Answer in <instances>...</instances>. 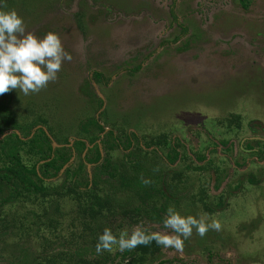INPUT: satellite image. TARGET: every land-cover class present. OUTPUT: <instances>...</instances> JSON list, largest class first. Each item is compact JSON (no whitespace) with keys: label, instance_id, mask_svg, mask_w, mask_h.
<instances>
[{"label":"rangeland","instance_id":"rangeland-1","mask_svg":"<svg viewBox=\"0 0 264 264\" xmlns=\"http://www.w3.org/2000/svg\"><path fill=\"white\" fill-rule=\"evenodd\" d=\"M9 10L23 19L26 32L37 37L57 33L71 60H65L57 79L39 92L25 96L19 89L10 90L0 95V103L19 116L46 120L53 132L67 135L70 145L78 138L90 145V136L104 134L80 125L87 117L96 118L121 141L134 133L128 150L108 151L98 144L100 162L109 158L120 167L117 186H133L134 167L142 188L125 187L126 203L119 211L98 212L94 197L110 188L100 181L88 190L73 189L63 181L64 169L46 185L60 191L69 188L79 201L47 196L40 207L52 210L56 203L60 214L58 224L51 226L34 219L30 211H39L36 203L3 208L9 212L0 211V218L15 214L17 220H0V264H26L23 252L44 264H171L170 259L189 262L192 257L199 261L197 255L217 243L215 230L200 237L194 229L182 251L153 241L124 251L114 245L111 252L97 254V238L105 228L119 237L122 231L131 235L142 224L148 234L172 235L163 228L169 207L182 216L214 217L224 226V235L228 227L213 210L231 205L240 220L234 221L243 223L242 234L256 226L262 229L264 0H0V11ZM138 65V72L128 71ZM93 70L110 78L109 84L90 82ZM172 147L177 158L171 162L167 153ZM128 152L137 156L132 166L124 162ZM77 160L74 153L68 166L75 168ZM96 165L84 167L90 181Z\"/></svg>","mask_w":264,"mask_h":264},{"label":"trees","instance_id":"trees-1","mask_svg":"<svg viewBox=\"0 0 264 264\" xmlns=\"http://www.w3.org/2000/svg\"><path fill=\"white\" fill-rule=\"evenodd\" d=\"M78 25L80 27L79 29H82V24L79 19ZM182 30L184 33L186 29L182 27ZM140 68L141 66L138 65L128 71L133 74L138 72ZM88 78L90 82L97 84L101 83L105 86L108 85L110 81V78H106L103 73L98 70L91 71ZM89 81L86 82L88 85ZM97 106L99 109L103 107L102 99H97ZM42 123L47 131L43 129L42 125L39 126ZM45 124L46 120L41 118L38 121H36V118L30 120L27 114L25 116H19L8 105L0 103V136L3 135L4 131L11 130L9 134L4 135L3 138L0 139V211L3 210V208L9 209L12 203L18 204L19 202L25 203L28 201L39 205V211H30L34 219H40V221L43 222V226H51L52 224L57 225L58 215H60L57 204L52 203V210L44 206L40 207V205L47 196L69 197L79 201L80 197L71 195L70 191H68L69 188H66V191H60L62 188L58 190L56 187H48L49 185H46L47 181L59 176L61 169L67 163L69 164L74 153L78 156L76 167L74 168L73 165H69L65 168L63 181H68L73 189L84 188V190H88L91 184L93 186H98L101 184L100 181H103L110 190L107 192L101 191L100 195L98 194L94 197L93 204L97 207L98 212L102 210L119 211L120 207L118 206H122L123 203H126V197L123 195L124 191L122 190L126 189L125 187L127 186L129 189H134L137 186L138 188H142L141 182L139 183V178L136 177L137 172L134 170V167L131 172L132 179L130 181L135 187H131L129 183L117 186L115 180L122 173L120 167L109 158H104L102 162H100L101 154L98 144H101L102 147L108 151H114L119 148L128 150L131 147L133 140L131 136L134 137V133L127 134L121 141L115 136L113 130L105 131V127L102 126L96 118L87 117L86 121H81L80 125L89 124L90 126H94L97 133H104L101 137L95 134L90 136L87 141L91 147H87L86 141L83 138L75 139L73 144L69 145L65 133L61 134L60 132V134H56L48 124ZM33 128H36V130L32 131ZM49 134L61 146L53 148ZM97 140L100 141L98 142ZM85 149V155L82 157ZM167 154L171 162L177 158V153L173 147L169 149ZM123 158L126 165L129 166L134 164L135 159L137 160V156L133 152L124 154ZM87 164L98 165L94 168L95 171L93 172L92 181H90L89 177L83 172ZM139 168H141L142 171L144 170L142 163L139 164ZM99 173L105 174L107 179L102 180L99 177ZM64 182H62V184H64ZM249 182L255 183L256 180L251 179ZM162 185H164V183H162ZM106 186L101 187L100 190H105ZM112 189H114V191H111ZM118 189L121 191H118ZM4 192L8 193L5 197H1ZM130 201L132 202V197ZM218 206L219 205H217V208H215L213 212H217L225 207L224 204L219 208ZM24 210L27 215L28 210ZM5 211L9 212V210ZM5 211L1 212L5 213ZM19 211L21 210L19 209ZM0 220L11 223V221L14 222L17 219L15 214H13L8 220L5 217H1ZM37 231H39V229H37ZM31 255L28 253L27 256V254L23 252L21 261H24L26 264L27 262L28 264L30 262L34 264H44L42 262L38 263L37 259L34 257L35 255ZM78 255H81L80 251ZM213 256H215V253L209 252L208 260L210 261ZM102 261H104V259ZM165 263H167V261H160L158 264Z\"/></svg>","mask_w":264,"mask_h":264},{"label":"clouds","instance_id":"clouds-1","mask_svg":"<svg viewBox=\"0 0 264 264\" xmlns=\"http://www.w3.org/2000/svg\"><path fill=\"white\" fill-rule=\"evenodd\" d=\"M65 60L70 61L71 55L64 50L57 33L48 31L43 37H37L26 32L23 19L14 10L0 11V95L17 89L25 96L39 92L57 79ZM163 228L170 229L173 234H148L141 224L133 229L131 235L122 231L117 237L111 229L105 228L98 235L96 252H111L114 245L120 251L132 250L153 241L158 246L182 251L184 240L192 236L194 229L204 237L210 229L219 231L221 225L207 214L198 219L191 215L182 216L174 207H169Z\"/></svg>","mask_w":264,"mask_h":264},{"label":"crops","instance_id":"crops-1","mask_svg":"<svg viewBox=\"0 0 264 264\" xmlns=\"http://www.w3.org/2000/svg\"><path fill=\"white\" fill-rule=\"evenodd\" d=\"M241 196L242 193L239 192L237 194ZM264 212V209L261 208ZM237 209L232 207L231 205L225 206L221 209V211L215 212L216 218L220 216V219L223 221L226 228L225 234L223 233V225L219 230V234L217 231H214L216 234L218 241L214 243L213 246L208 247V251L205 255H197L199 261L197 259L191 261H186L183 259H170L168 263L171 264H264V226L262 229L256 226L254 229H250L247 231V234H242L244 232L243 223H239L240 221L237 217ZM257 217V216H256ZM214 219V217H211ZM257 221V218H255ZM218 221L217 219H215ZM238 220V221H234ZM264 224V221L262 222ZM251 224V222H250ZM251 228V226L249 227ZM248 228V229H249ZM255 230V231H254ZM256 232V233H255ZM258 232V233H257ZM255 234H260V236L255 237ZM209 252L215 253L210 261L208 260ZM192 255H196V253H191ZM191 256V255H190Z\"/></svg>","mask_w":264,"mask_h":264},{"label":"water","instance_id":"water-1","mask_svg":"<svg viewBox=\"0 0 264 264\" xmlns=\"http://www.w3.org/2000/svg\"><path fill=\"white\" fill-rule=\"evenodd\" d=\"M44 130H45V129H44ZM7 133H8V132H4V133H3V135H2V136H0V139H2V138H3V136H4V135H6ZM49 137H50V136H49ZM70 144H71V143H70ZM70 144H69V145H70ZM52 146H53V147H58V146H61V145H58V144H56L55 142H53V141H52ZM86 146L88 147L89 145H88V144H86ZM85 151H86V149H85ZM85 151H84V152H85ZM100 152H101V154H102V151H101V149H100ZM82 156H83V155H82ZM70 160H71V159H70ZM67 166H68V163H67V164H66V165H65V166H64V167L61 169V171H60V172H62V171H63V170H64V169H65Z\"/></svg>","mask_w":264,"mask_h":264},{"label":"flooded vegetation","instance_id":"flooded-vegetation-1","mask_svg":"<svg viewBox=\"0 0 264 264\" xmlns=\"http://www.w3.org/2000/svg\"><path fill=\"white\" fill-rule=\"evenodd\" d=\"M90 147H91V145H89ZM86 152V151H85ZM85 152L82 154L83 156L82 157H84V155H85ZM89 165V164H88Z\"/></svg>","mask_w":264,"mask_h":264}]
</instances>
